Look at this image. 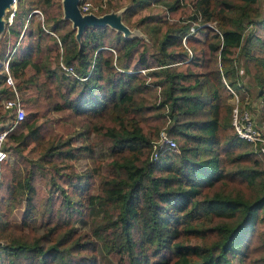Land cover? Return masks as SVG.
<instances>
[{"label": "trees", "instance_id": "trees-1", "mask_svg": "<svg viewBox=\"0 0 264 264\" xmlns=\"http://www.w3.org/2000/svg\"><path fill=\"white\" fill-rule=\"evenodd\" d=\"M185 1L130 0L122 19L128 25L141 23V34L126 36L107 24L90 25L78 36L62 0H18L5 37L11 42L9 53L15 49L10 70L18 90L54 83L63 98L55 109H70L105 137L112 172L100 177L98 191L92 190V173L84 179L71 174L78 181L74 197L54 178L52 185L63 197L54 202L47 196L42 202L34 184L40 170L26 158L32 143H40L33 153L46 158L48 167L41 166L49 173V167L57 168L56 157L94 159V148L83 137L80 146L72 147L68 138L63 142L68 146L56 150V134H41V113L34 110L39 103L23 99L19 131H10L3 145L9 156L19 157L16 169L23 164L25 173L17 177L4 169L7 160L2 163L0 264H99L102 258L116 264L253 261L250 241L257 237L264 245L259 229L264 224V174L257 156L264 153V141L237 135L230 98L240 88L258 97V119L252 120L264 137V13L258 0H189L192 9ZM155 7L158 12L149 11ZM36 8L42 9L43 20L32 12ZM142 10L148 13L132 22ZM177 12L186 15L167 20L166 13ZM189 21L196 24L192 32ZM208 22L215 24L203 25ZM61 62L74 73H67ZM246 77L252 83L245 84ZM5 79L2 66L0 108L13 92ZM151 91L156 98L146 102L144 95ZM238 103L249 105L246 97ZM148 110L167 121L163 130L178 143L175 150L154 154L160 131L152 137L154 132L145 130L142 117ZM57 170L58 178L64 175ZM23 201L17 229L11 215ZM88 209L95 213L92 236L74 225V214Z\"/></svg>", "mask_w": 264, "mask_h": 264}, {"label": "rangeland", "instance_id": "rangeland-1", "mask_svg": "<svg viewBox=\"0 0 264 264\" xmlns=\"http://www.w3.org/2000/svg\"><path fill=\"white\" fill-rule=\"evenodd\" d=\"M90 1H92L95 5L99 6V9L97 11H94V13L97 14L98 16H102L107 13V14L119 15L122 18V8L125 4H128L130 0H90ZM185 2L188 5V7L192 9L191 1L186 0ZM110 3L113 4L112 7H110ZM13 4H16V10H17L18 1H16ZM258 5L260 6L261 12L264 13V0H258ZM11 8H12L11 6L6 7L2 16V19L4 21V28L0 30V52H4L6 55L4 57H0L1 62L7 58V55L11 48L10 40H5L7 28L10 26L7 24L8 23L7 17L10 13ZM102 8H105L106 10H102ZM34 10L32 12H34L38 18L43 20L44 13L42 9L36 8ZM149 11L158 12L159 7H155ZM147 13L148 10H142L141 12L133 15L132 22L134 20H137L140 16H143ZM185 15L186 12H177L174 14L166 13L165 16L169 21H180L179 18H184ZM123 24L126 26L125 28L129 30L130 36L141 34V30L143 28V25L141 23L140 24L138 23L136 25L132 23V25H128L123 21ZM188 24L190 31L191 32L194 31L196 24L193 21H189ZM214 24H215L214 22L203 23V25H208V26H212ZM122 31L125 32L124 30ZM20 38L21 36L19 37V39ZM199 38L203 39L204 36L199 34ZM240 61L241 60H239V63ZM141 71L144 72L143 69H141ZM42 81H44V76L41 74L39 83H41ZM244 83L250 84L252 83V81L249 77L248 78L246 77ZM61 90L62 91L65 90V87L63 86ZM250 90H252L253 92L254 90L253 86H250ZM20 92L24 100L31 99L34 100L35 104L36 102L39 103V107L35 106L36 109L34 110H40L41 113L39 116V123L41 125V131H42L41 134L43 138L44 137L49 138L51 135L56 134V138L54 140V143L57 144L56 148H58L56 150L66 148L68 145L64 144L63 142H66L68 138H70V145H72V147L80 146L84 143L83 137H86L87 143L92 148H94V159L82 157L67 161L64 160L62 156L56 157L57 168H54L53 166L49 167L50 170H53L52 173H49L48 169H43V167L41 166V164H44L48 167L49 164H47L46 158L42 154H38L35 156L33 153L38 150V148L40 147V143L39 142L32 143L33 145L32 151L26 154V158L32 159L31 161L34 164H36L37 169L40 170V173L37 175L34 184L38 188L39 198L42 200V202L45 201L47 196H52L54 202L56 201L60 202V199L63 197L61 191L59 190L57 191L56 185L55 184L52 185L54 178L56 179L59 185L65 187L67 194L74 197L75 191L73 189L74 188L73 184L74 183L76 184L78 181L76 180L77 178L75 179L71 174H82V178L84 179V177L88 173H92V177H91L92 190L98 191L99 189H97V187L100 177L103 175H109L112 172V167H111L112 156L110 152L107 150L108 147L106 145L105 137L97 133L93 128H91L93 125L89 121L84 120L83 118L73 113H70V109H64L61 111L55 109L54 106L60 101L63 102V98L60 96L58 87L51 81L48 82L46 86H40V85L32 86L29 87L28 89L21 90ZM158 92L159 89L157 88L155 93L158 94ZM236 93L238 98L240 97L247 98V102H248L247 104L249 105L248 106L244 105L243 108H246L249 111L251 115V119L255 120V117L258 119L256 113L261 106L258 97L253 93L251 94L249 90L243 88H240V90L236 91ZM156 94H154V91L145 94L144 97L146 102H148V100L151 101L154 100V98H156ZM156 100H158V98ZM230 101L234 103L236 102V98L231 97ZM239 107H242L240 103H239ZM0 110L2 112L5 111L4 119L1 121V125H4L5 128H7L8 124H10L12 120L11 119L12 113L8 110L6 111V109H4L3 106L0 108ZM142 121L146 131L150 132L151 135L154 132L152 137H155L156 132L163 130L168 124L165 119H158L157 112L153 110L144 111ZM15 128L12 129L11 131L18 133L19 128L18 129L16 128V130ZM88 129H90V131H87ZM79 131H85V134L87 136L85 134L82 136H77V133ZM5 140L6 138L4 139L3 142H1L3 149H4L3 145ZM260 155L263 156L261 157ZM257 156L261 160V167L263 169V174H264V153H261L259 151ZM7 162L8 165L4 166L5 170L9 171L11 174L14 170V173L16 174L17 177L23 176V174L25 173V165L22 164L20 166L22 168L16 169L18 164L20 163L19 157H17L16 155L15 156L10 155ZM57 169H60V172L64 174L60 178H58V173H56L58 171ZM68 177L70 181H67L66 178ZM24 208H25V201L17 205L11 215V222L15 227H17V229H21V222H22V215ZM73 218H74V225L75 227H77L79 232L86 231L89 232L91 236L93 235V229L95 225L94 223L95 213L93 209H88L85 211V213L82 214L76 213L74 214ZM259 229L264 230V224H261ZM36 230L40 232L42 230V227L40 225H37ZM259 241L260 240L257 237H254L252 241H250L251 245H253L254 247L250 251V256H249V260H253V261H251L249 264H264V245L261 246L259 244ZM99 264H116V263H113L112 260H107L102 258V261H100L99 259Z\"/></svg>", "mask_w": 264, "mask_h": 264}, {"label": "built area", "instance_id": "built-area-1", "mask_svg": "<svg viewBox=\"0 0 264 264\" xmlns=\"http://www.w3.org/2000/svg\"><path fill=\"white\" fill-rule=\"evenodd\" d=\"M11 7L12 8L7 17L8 24L12 23L14 16L16 14V4H13ZM80 8L83 13H87V12L97 11L99 9V6L95 5L90 0H86L80 4ZM14 51L15 49H13L7 55V58L4 61H2V66L4 67V70L6 72L5 83L11 85L13 88L12 95L4 100L3 108L10 111L12 115L15 114L16 118L12 119L11 117L12 120L10 124H8V127L0 131V182L2 180V163L3 161L8 160L10 157L8 152L2 148L1 142L4 141V139L8 136V133L12 129H14L17 126V124L21 120H23L25 117V108L23 106V98H22L21 92L17 88L15 78L12 75L11 70H10V59ZM61 64L66 69L67 73H70V74L74 73L73 67L66 66L63 62H61ZM226 86L229 90L232 91V88L227 83H226ZM234 97L236 98V102H234V106L232 108L231 122L237 132V135L249 141H256V140L264 141V137H262L259 134V131L254 126V123L251 119V115L249 111L246 108L239 107L238 97L236 93H234ZM162 148L170 149V150H175L177 148L176 141L170 135H168V133L165 130H161L159 132V136L154 143V148H153L154 154L156 155L158 150Z\"/></svg>", "mask_w": 264, "mask_h": 264}, {"label": "water", "instance_id": "water-1", "mask_svg": "<svg viewBox=\"0 0 264 264\" xmlns=\"http://www.w3.org/2000/svg\"><path fill=\"white\" fill-rule=\"evenodd\" d=\"M18 0H0V30L4 28V21L2 19L3 13L8 6H12ZM63 8L65 12V17L72 20L73 25L77 28L78 36L84 31L88 26H104L110 24L120 30H124L126 36L129 35V30L126 29L123 24L122 18L115 14H104L98 16L94 12L83 13L80 8V0H62ZM2 68V62L0 61V70Z\"/></svg>", "mask_w": 264, "mask_h": 264}]
</instances>
